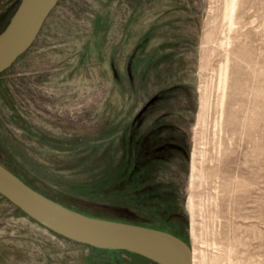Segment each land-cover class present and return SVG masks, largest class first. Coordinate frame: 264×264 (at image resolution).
Returning <instances> with one entry per match:
<instances>
[{
	"label": "rangeland",
	"instance_id": "obj_1",
	"mask_svg": "<svg viewBox=\"0 0 264 264\" xmlns=\"http://www.w3.org/2000/svg\"><path fill=\"white\" fill-rule=\"evenodd\" d=\"M18 3L0 0V31ZM229 3L57 0L0 72V164L72 210L169 232L194 264H264V0L231 21ZM0 264L153 263L0 196Z\"/></svg>",
	"mask_w": 264,
	"mask_h": 264
},
{
	"label": "water",
	"instance_id": "obj_2",
	"mask_svg": "<svg viewBox=\"0 0 264 264\" xmlns=\"http://www.w3.org/2000/svg\"><path fill=\"white\" fill-rule=\"evenodd\" d=\"M57 0H19L0 31V72L32 43ZM0 196L51 234L103 251H122L153 264H191L190 249L169 232L72 210L34 190L0 164Z\"/></svg>",
	"mask_w": 264,
	"mask_h": 264
},
{
	"label": "bare ground",
	"instance_id": "obj_3",
	"mask_svg": "<svg viewBox=\"0 0 264 264\" xmlns=\"http://www.w3.org/2000/svg\"><path fill=\"white\" fill-rule=\"evenodd\" d=\"M234 8H235V0H230V3L227 7V16H228L229 21H231V19H232V14H233ZM192 169H194V168L192 167ZM189 206H190V208L192 206L191 199L189 201ZM190 255H191V264H194V258H195L194 257V251L191 252V250H190Z\"/></svg>",
	"mask_w": 264,
	"mask_h": 264
},
{
	"label": "trees",
	"instance_id": "obj_4",
	"mask_svg": "<svg viewBox=\"0 0 264 264\" xmlns=\"http://www.w3.org/2000/svg\"><path fill=\"white\" fill-rule=\"evenodd\" d=\"M6 23H7V22H6ZM6 23H5V25H6ZM5 25H4V26H5ZM140 258H141V257H140ZM142 259H143V258H142ZM143 260H145V259H143ZM146 261H147V260H146Z\"/></svg>",
	"mask_w": 264,
	"mask_h": 264
},
{
	"label": "crops",
	"instance_id": "obj_5",
	"mask_svg": "<svg viewBox=\"0 0 264 264\" xmlns=\"http://www.w3.org/2000/svg\"><path fill=\"white\" fill-rule=\"evenodd\" d=\"M12 15V14H11ZM10 18V17H9ZM9 20V19H8ZM8 22V21H7ZM4 28V27H3Z\"/></svg>",
	"mask_w": 264,
	"mask_h": 264
}]
</instances>
